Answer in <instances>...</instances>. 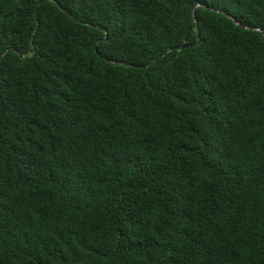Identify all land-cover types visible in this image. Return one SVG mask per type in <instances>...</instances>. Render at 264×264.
Instances as JSON below:
<instances>
[{"label":"trees","instance_id":"1","mask_svg":"<svg viewBox=\"0 0 264 264\" xmlns=\"http://www.w3.org/2000/svg\"><path fill=\"white\" fill-rule=\"evenodd\" d=\"M0 264H264V0H0Z\"/></svg>","mask_w":264,"mask_h":264},{"label":"water","instance_id":"2","mask_svg":"<svg viewBox=\"0 0 264 264\" xmlns=\"http://www.w3.org/2000/svg\"><path fill=\"white\" fill-rule=\"evenodd\" d=\"M196 42H197V40L194 41V42H192V43H187V44L179 45V47H185V46H187V45H193V44H196ZM20 55H22V53H21ZM139 65L144 66L145 64H139Z\"/></svg>","mask_w":264,"mask_h":264}]
</instances>
